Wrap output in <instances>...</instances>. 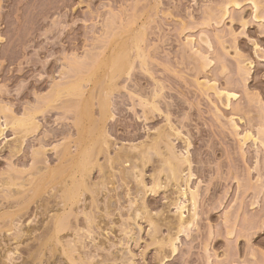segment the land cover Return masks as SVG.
<instances>
[{
	"label": "rangeland",
	"instance_id": "1",
	"mask_svg": "<svg viewBox=\"0 0 264 264\" xmlns=\"http://www.w3.org/2000/svg\"><path fill=\"white\" fill-rule=\"evenodd\" d=\"M229 1L232 2L0 0V130L7 127L0 137V264H264V1L260 0L263 2L258 10L249 0H236L237 5L233 2L229 5ZM120 51L127 53L131 61L125 60L124 52L122 63H119L120 57L114 61L118 65H125L127 61L126 65L130 63L133 67L125 65L129 70L125 69V74L121 69L116 70L122 75L113 74L115 68L111 69L115 65L111 55ZM102 61L108 65L101 64ZM71 82L79 83L77 88L82 87L76 89L79 94L68 93ZM66 86V92L60 93ZM217 90L224 94L231 92L236 97L227 101L224 94L218 97ZM57 93L65 98L54 99L53 96H59ZM52 98L57 101L49 108ZM104 101L110 104L111 112L106 111L102 120ZM81 107H87L91 113ZM81 111L91 115L86 117L88 120L83 119L85 113L82 115L81 121L86 127L78 121ZM107 112L111 117H107ZM33 113L36 119L32 117L35 121L30 124L28 115L31 121ZM20 117H25V126H36L37 121L36 129L30 126L28 134L21 129L25 126L15 125L14 119L21 120ZM12 120L14 127L6 126ZM76 123L84 127V134H80L81 126L77 127ZM93 123L99 128L105 127H96L95 132ZM165 132L172 137L169 143L175 147L177 156H189L193 163L183 164L182 177L186 179L179 177L184 190L188 188L187 174L193 173L188 186L197 192L195 210L190 198L180 199V187L174 181L168 182L166 172L167 176L160 172L161 167L165 170L162 162L168 147L163 137H159ZM249 132L255 142L250 139L244 144L243 138ZM103 134L110 140L107 137L104 140ZM99 136L111 145L107 142L102 150L104 141L100 142L99 149L103 151V156L98 153L100 158L98 149L89 150L94 139L101 140ZM154 140L160 146L154 148L164 156L155 151L145 168L137 161L141 166L137 170L143 169V173L137 171V174H142V178L132 168L134 161L118 162L119 153L136 146L140 150L137 149V155L141 156L142 151L153 155L145 147ZM68 149L75 153L68 156L79 161L84 153L81 149L91 151L89 155L93 158L86 157L87 164L98 157L95 165L98 163L99 169L94 165L91 174L83 169L80 170L86 176L79 174V166L73 168L77 160L66 156ZM40 150H44L41 151L44 155H35ZM79 151L80 158L75 157ZM62 158L75 160L72 167L66 161L62 167H69L72 173L76 171L77 180L74 175L75 182L71 180V171L67 168L60 176L64 175V179L58 176L54 187H49L51 193L47 188L48 192L42 194L44 197L37 199L33 195L31 199L40 176L61 167ZM100 165L104 167L103 172ZM126 170L132 171L131 176ZM45 174L47 178L49 174ZM155 175L157 179L161 175L159 183L163 188L160 186L158 192L151 193ZM83 177H87L84 182L91 190L84 192L85 183L80 186L83 191L80 189L79 193L85 194H79V203L70 209L69 202L62 197L69 191L68 187L73 188L70 182L75 185ZM7 181L13 182L11 186L4 183ZM15 182L21 187L17 183L13 186ZM29 200L28 211L15 219L16 224L13 222L16 230L13 223L9 230L11 219L6 217ZM174 200L187 205L183 210L187 220L197 215L194 222L191 221L195 218L188 220L193 224L186 234L177 235L174 228L179 214V204ZM134 214L140 215L138 219ZM86 215L95 217V221L90 218L94 223L89 222L91 226L94 224L89 228L93 232L87 229L90 225ZM58 217L67 218V229L62 233H55L53 221ZM152 219L156 226L149 225ZM24 229L30 230L29 233L20 240L15 239ZM169 237H178L175 253L167 246ZM162 240L167 242L165 247L160 244ZM68 246H75V253Z\"/></svg>",
	"mask_w": 264,
	"mask_h": 264
},
{
	"label": "bare ground",
	"instance_id": "2",
	"mask_svg": "<svg viewBox=\"0 0 264 264\" xmlns=\"http://www.w3.org/2000/svg\"><path fill=\"white\" fill-rule=\"evenodd\" d=\"M247 1H248V0H247ZM249 1H250V2L252 1L251 3L254 4L253 6L256 8V10H258L259 7L262 6V5H261V6H259V5H260L264 0H263L261 3H260V0H249ZM258 1H259V3H258ZM230 2H231V1H229V3H230ZM232 2L234 3V5H235V4H236V5L239 4V3H238L239 1L236 2V0H232ZM232 2H231V3H232ZM231 3H230L229 5H233V4H231ZM224 4H225V3H224ZM262 4H264V3H262ZM225 7H227V6H225ZM226 12H227V11H226ZM222 15H223V14H222ZM117 41H118V40H117ZM119 41H120V40H119ZM121 42H122V41H121ZM135 43H136V42H135ZM121 44H122V43H121ZM136 44H137L136 46H138V42H137ZM115 45H116V43H115ZM134 45H135V44H134ZM118 46H119V45H118ZM136 46H135V47H136ZM120 47H122V45H120ZM111 48H112V46H111ZM124 50H125V48H124ZM114 52H115V51H114ZM123 52H124V51H123ZM123 52H122V54H123ZM125 52H126V50H125ZM125 52H124V53H125ZM122 54H121V51H120V54L117 53V54L115 55L116 57L113 56V55H111V58H112V59H111V60H112L111 62H112V65L115 64L114 66H111V65H110V66H111V69H112L113 67L115 68V69H113L114 72L112 71L113 74H116L117 72H118V74H120V75L125 74V69H126L128 66H129V68L132 67V64H131V66H130V63H129V65H126V64H128L127 61L130 60L129 55H127V53H125L126 56H124V58H126L125 60H127V58L129 59V60H127V61L125 62L126 64L124 63V64L126 65V68H125V65H123V64H121V65L124 66L123 68H122L121 65H118L119 63H122V62L124 61V59H123V55H122ZM117 55H118V56H117ZM139 55H140V54H139ZM112 56H113V57H112ZM127 56H128V57H127ZM118 57H120V61H121V62L119 61V63H118V61H114V60H117ZM114 58H115V59H114ZM121 58H122L123 61L121 60ZM142 58H143V57H142ZM113 61H114V62H113ZM130 61H131V60H130ZM130 61H129V62H130ZM106 62H109V61L106 60ZM115 62H117V64H116ZM103 63H105V62L102 61L101 64H103ZM105 64H106V63H105ZM106 65H108V64H106ZM116 65H117L118 67H121V68L116 67ZM101 66H102V65H101ZM103 66H104V65H103ZM107 67H108V66H107ZM108 68H109V67H108ZM116 68H117V69H116ZM132 68H133V67H132ZM119 69H121L123 73H122V72H119V71H116V70H119ZM126 70L129 72L128 69H126ZM121 73H122V74H121ZM128 74H129V73H128ZM110 76H111V75H110ZM111 77H112V76H111ZM115 78H116V76H115ZM111 82H112V81L110 80V83H111ZM72 83H73V82H71V84H70V83L68 84V85H69V88H67L68 86H66L65 88H63V91H62V92L59 90L60 93H64V90H65V92H66V88H67V89H68V90H67L68 93H71V92H72V94H73V93H74V94H75V93H76V94H79L78 91L81 90V89H80L81 86H80L79 88H77L78 85H79V83H78V85H77V84H74V85H73ZM75 83H77V82H75ZM204 83H205V82H204ZM112 85H113V84H112ZM199 85H200V83H199ZM206 85H207V84H206ZM206 85H205V86H206ZM70 86H71V87H70ZM201 86H202V84H201ZM211 86H212V85H211ZM84 87H85V86H84ZM112 87H113V86H112ZM206 87H207V86H206ZM212 87H214V86H212ZM212 87H211V88H212ZM55 88H56V87H55ZM81 88H82V87H81ZM204 88H205V87H204ZM207 88H208V87H207ZM76 89H79V90H76ZM111 89H112V88H111ZM214 89H215V88H214ZM55 90H56V89H55ZM98 90H99V89H98ZM56 91H57V90H56ZM59 91H57V92H59ZM76 91H77L78 93H77ZM207 91H208V90H207ZM111 92H112V91H111ZM226 92H227V91H226ZM226 92H225V94H224L222 91H221V93H220V91H218V90L215 91V93H216L217 95H218V94H219V95H220V94H224V97H227V98H226L227 101H230L232 98H235V97H236L235 94H232L231 92H230V93H226ZM60 93H59V94L57 93L56 95H59V96H61V97H59V96H53L54 99H55V98L57 99V97H58V98H62V97L65 96V95H62V94L60 95ZM80 93H81V92H80ZM65 94H66V93H65ZM225 95H226V96H225ZM66 96H67V95H66ZM102 96H103V95H102ZM221 96H222V95H220V96H218V97H221ZM70 97H71V96H70ZM48 98H49V97H48ZM64 98H65V97H64ZM66 98H68V96H67ZM101 98H102V97H101ZM54 99H53V98L50 99L51 101L53 100V102H51V101L48 100V101H49V105H48V106H50L52 103L54 104V102L57 101V100L54 101ZM70 99H71V98H70ZM58 100H59V99H58ZM104 100H105V99H104ZM68 101H69V100H68ZM71 101H72V100H71ZM50 102H51V103H50ZM106 102H107V101H106ZM106 102H105V101L103 102V103L105 104V107H102V109H103V111H102V113H103V114H102V120L104 119L103 115L105 116L104 113L110 109V108L108 107V105H110V104H109V103L106 104ZM73 103L75 104V102H73ZM85 103H86V101H85ZM66 104H67V103H66ZM78 104H79V103H78ZM145 104H146V103H145ZM98 105H99V104H98ZM102 105H103V104H102ZM73 106H74V105H73ZM80 106H81V105H80ZM82 106H85V105L83 104ZM103 106H104V105H103ZM53 107H54V106H53ZM49 108H51V106H50ZM81 108H83V107H81ZM84 108L88 111V113H89V112L91 113V111L88 110L87 107H84ZM84 108H83V109H84ZM104 108H105V110H104ZM108 108H109V109H108ZM154 108H155V107H153V109H154ZM1 109H2V108H1ZM102 109H101V110H102ZM155 109H156V108H155ZM5 110H6V108H5L3 111H5ZM37 110H38V109H37ZM86 110H85V111H86ZM151 110H152V109H151ZM7 111H8V110H7ZM109 111H110V110H109ZM81 112H82V111H81ZM110 112H111V111H110ZM110 112H107V113H109V114L107 115V117L110 115ZM1 113H2V112H1ZM36 113H37V111H36ZM36 113H35V114H36ZM38 113H40V109H39V112H38ZM38 113H37V114H38ZM84 113H85V112L83 111L82 114H81V116H80V120H78L79 122L81 121L82 115H83ZM86 113H87V112H86ZM86 113H85V115H83V116H85V118H83V119H87L86 117H88V115L90 114V113H89L88 115H86ZM33 114H34V113H33ZM33 114H32V116H31V119H32L33 121H32V120L30 121V116H29V115H28L29 118L26 116V119H27V118L29 119V120H27V121H28L30 124L34 123V121H35L34 119H36V118L33 117V116H35V114H34V115H33ZM74 114H75V113H74ZM26 115H27V113H26ZM30 115H31V114H30ZM9 116H10V115H9ZM77 116H78V115H77ZM90 116H91V115H89V118H91ZM7 117H8V116H7ZM32 117H33L34 119H33ZM35 117H36V116H35ZM110 117H111V115H110ZM92 118H93V117H92ZM5 119H6V117H5ZM20 119H21V120H18V119H17L16 121H15V119H14V122H15V123L13 122V120H12L10 123L7 122V123H6V124H7L6 126L9 127V125L11 124V127H12V126H13V123H14L15 125L18 124V125H21V126H25V125L27 124L26 120H24L25 117H24V118H21V117H20ZM93 119H94V118H93ZM74 120H75V119H74ZM87 120H88V119H87ZM89 120H90V119H89ZM102 120H100V121H98V122H101ZM78 121H77V122H78ZM84 121H85V120H84ZM93 121H95V120H93ZM5 122H6V120H5ZM31 122H32V123H31ZM79 122H78V123H79ZM96 122H97V121H96ZM102 122H103V121H102ZM102 122H101V124H103ZM35 123H36V126H37L38 122L36 121ZM78 123H76V124H77V127L79 126ZM81 123H82V121H81ZM8 124H9V125H8ZM30 124H29L28 126H25L26 128L23 127V128H21V129H22V130L24 129V131H25L26 133L28 132V134H29V130H30V132H31V129H32V128H33L32 130H35V129H36L35 124H33L35 128L33 127V125L31 126ZM79 124H80V123H79ZM95 124H96V123H93V125H92V126H93L92 129H94V131L96 132V131H97V129H96L97 124H96V125H95ZM98 124H99V123H98ZM82 125H83V126L85 125L84 122L82 123ZM88 125H89V123H88ZM30 126H31L32 128H31ZM80 126H81V125H80ZM80 126H79V127H80ZM83 126H81V129H80V130H82L84 127H86V126H84V127H83ZM89 126H90V125H89ZM89 126H88V127H89ZM100 126H102V125H100ZM234 126H235V125H234ZM234 126H233V127H234ZM13 127H14V126H13ZM28 127H30V129H28ZM38 127H39V125H38ZM94 127H95V128H94ZM103 127H105V126H103ZM103 127L99 128V126H98L97 128H99V129H103ZM17 128L20 129V126H19V127L17 126ZM234 128H235V127H234ZM236 128H237V127H236ZM5 129H7V127H6ZM5 129L3 128V129L0 130V137H1V138H2V136H3V134H4ZM27 129H28V130H27ZM38 129H39V128H38ZM86 129H87V128H86ZM88 129H89V128H88ZM90 129H91V128H90ZM95 129H96V130H95ZM99 129H98V130H99ZM26 130H27V131H26ZM83 130L86 131L85 129H83ZM83 130H82L81 132L79 131L80 134H84V133H85ZM172 130H173V128H172ZM87 131H88V130H87ZM99 131L101 132V130H99ZM165 131H166V130H165ZM174 131H175V129H174ZM177 131H178V130H177ZM34 132H35V131H34ZM82 132H83V133H82ZM92 132H93V131H92ZM100 132H99V133H100ZM107 132H108V131H107ZM87 133H88V132H87ZM87 133H86V134H87ZM102 133H104V132L102 131ZM21 134H22V133H21ZM31 134H32V133H31ZM107 134H108V133H107ZM166 134H167V132H165V135L163 134V135H160L161 137H159V139L163 137V140H164L165 142H167V144H165V147H166V148L168 147V148H167L168 150H165V149H164V150H165V152H164V155H165V156L162 154V151L160 152L161 154H159V151H160V150H156V148L159 149V147H160V146H159V143L162 142V141H159V140L157 139V140L159 141V143H158V146H159V147H158L157 144H156V143H157L156 140L153 141L154 143L152 142V143H153L152 145H150V144L148 145L149 147L151 146V147L153 148V150L155 149L154 151L151 150L152 148H151V149H148L149 147H145V149L150 150V152H153V155H152V154L149 155L148 153H147V154H148V155H147V154H145L146 152H145L144 154H142L144 151H142L141 156H140V154L137 155V154H138L137 151L139 150V148L136 146L134 149H131L130 151H129V149H130V148H129L128 151L124 150V152H122V154L119 153L120 155L118 154L119 156L117 155L118 157H116V158H117V159H120V160H119V161L117 160V161H118V162H121L122 160H124L125 162L132 161V163H133V161H134V165H133L132 168H133L134 171H136V174H137V171H138V172L140 171V170H137V169H139V168L141 167V166L139 165L140 163L137 164V163H138L137 161L142 162L141 164H143V166H144V167L142 166V168H145L146 165L149 164L148 162H150V160H151L150 156H154V154H155L154 152L157 151L156 154H158V155H160V156H161V155L164 156V164H163V162H162V165H164L163 168H164L165 170H163L162 167L159 165V166L161 167V171H160V172L163 173L162 175H165V174L167 173L168 176H167V174H166V176H167L168 178H167V177H165V178H166L167 180L170 179L168 182H170V181H171V182L174 181V183H176L177 186L180 187V188H179L180 191H181V192H179V193H180V194H179L180 199H181V197H184L183 199H186V200L190 198L189 201L192 202V203H191L192 209L194 208V210H195V208H196V203H197V202H196V201H197L196 199L198 198V196L196 197V195H197L196 193H197V192H195L196 190H195V191L191 190V188L188 186L189 183H190V181H192L191 179H192V177H193V173L190 172L189 175L187 174L186 187L189 188V191H188V188H186V189L184 188V190L181 189V188L184 187L185 185L182 186V184H181V180H180V177H179V176H181V178L184 179L185 176H184V178L182 177V173H183V171H184V170H182V169H183V166L186 165V164L191 165V164H193V163L190 162V158H189V156H184V155L177 156V154H176V152H175V147L172 146V143H169V142H172V141H169L170 138H172V137H171L169 134H167V135H166ZM178 134H180V133L177 132L176 135L179 136ZM87 135H88V134H87ZM87 135H86V136H87ZM98 135L101 136V134H98ZM103 135H104V134H103ZM103 135H102V136H103ZM237 135H238V134H237ZM82 136H83V135H82ZM82 136H80V137H82ZM94 136H95V135H94ZM100 136H99L98 138L101 139L102 137H100ZM104 136H105V137H104ZM104 136H103V137L105 138L104 140H107L108 137H107L106 135H104ZM169 136H170V137H169ZM172 136H173V133H172ZM253 136H254V135H253ZM95 137H96V136H95ZM106 137H107V138H106ZM167 137H168V138H167ZM83 138H84V137H83ZM83 138H82V139H83ZM87 138H88V137H87ZM166 138H167L168 140H167ZM258 138H259V137H258ZM22 139H23V138H22ZM88 139L90 140V138H88ZM88 139H86V140H88ZM96 139H97V137H96ZM96 139H94L93 142H92V143H94V145H92L93 147H90L91 145L89 146V150H90V148H91V150H93V148H94L95 150L98 149V151H100L101 147H102V150H103L104 145H105V146L107 145V142H108V145H109V141L106 142V141H104L103 139H101V140H99V142H98V140H96ZM154 139H155V138H154ZM250 139H253V138H252V134H251L250 132H249V133H246L245 136H244V138H243V142H244V144H245V142H248ZM254 139H255V138H254ZM254 139H253V140H254ZM83 140H84V139H83ZM83 140H82V141H83ZM89 140H88V141H89ZM108 140H110V139L108 138ZM253 140H252V141H253ZM263 140H264V139H263ZM15 141H16V140H15ZM18 141H19V140H18ZM20 141H21V139H20ZM88 141H87V142H88ZM90 141H91V140H90ZM101 141H104V143L101 144L102 146L100 145V142H101ZM155 141H156V143H155ZM256 141H257V140H256ZM97 142H98L99 144H97ZM254 142H255V140H254ZM23 143H24V142L22 141V144H23ZM83 143H84V142H83ZM92 143H90V144H92ZM95 143L97 144L98 148H97V146L94 147V146H95ZM148 143H149V142H148ZM263 143H264V142H263ZM72 144H73V143H72ZM146 144H147V143H146ZM146 144H145V145H146ZM154 144H155V145H154ZM161 144H163V143H161ZM170 144H171V145H170ZM187 144H188V143H187ZM189 144H190V143H189ZM261 144H262V143H261ZM67 145H70V144H67ZM78 145H79V144H78ZM141 145H142V144H141ZM173 145H174V144H173ZM263 145H264V144H263ZM16 146H17V145H16ZM84 146H85V143H84ZM99 146H101L100 149H99ZM109 146H111V145H109ZM154 146H155L156 148H154ZM162 146H163V145H162ZM14 147H15V146H14ZM17 147H18V146H17ZM17 147H15V148H17ZM75 147H76V145H75ZM129 147H130V146H129ZM172 147H173V148H172ZM15 148H12L13 152H14ZM56 148H57V147H56ZM60 148H61V147H60ZM64 148H65V147H64ZM69 148H70V147H69ZM73 148H74V147H73ZM76 148H77V147H76ZM83 148H84V147H83ZM85 148L87 149V146H86ZM108 148H109V147H108ZM127 148H128V147H127ZM17 149H19V147H18ZM17 149L15 150V151H16V152H15L16 154L18 153ZM54 149H55V148H54ZM70 149H71V148H70ZM70 149H68L69 153H68V151H65V153L67 152V153H66V154H67L66 156H68L69 154H70V155L72 154V155L74 156L75 153L70 152ZM86 149H85V151H84V149H81V150H80V151L83 150V152H84V153H82L83 155H81V157L83 156V157L81 158L82 162H81V160L79 161L78 159L72 158V156H68V157H70V158H72V159L77 160L76 162H74V166H73V163H72V162L75 161V160H72V162H70V161H66L68 157H65L64 159H66V160H64V159L62 158V161H63V162H60V163H62V164H60L61 167H62L63 165H65V161H66L67 164H68V162H69L70 164H72V165H68L69 167H72V166H73V168H74V167H78V166H79V170H80V169H81V170L83 169L82 171H84V172H85L86 170H88V172L91 174V172H92V170H93V168H94V165H95V163H96L95 161H97L98 157L100 156L99 154H101V156H103V155H102L103 151L101 150L100 152H98V151L96 150V152H97V156H98V157H96V160H94L95 157H94V159H92L93 161L91 160V161L94 162V163L90 162V160L88 159L89 162H90V163H89L90 165L88 166L86 157H87V158L90 157V159L93 158V157L89 155V154L91 153V151L88 152V151H87L88 149H87V150H86ZM109 149H110V148H109ZM122 149H124V148H122ZM125 149H126V148H125ZM137 149H138V150H137ZM142 149H143V145H142ZM55 150H58V148L55 149ZM104 150H105V149H104ZM161 150H162V149H161ZM41 151H44V150H40V153L38 152L39 154H38L37 151H36L37 154H35V152H34V154H35V155H39V156H41L40 154L44 155V154H43L44 152L41 153ZM75 151H76V150H75ZM80 151L77 152L78 155H76L75 157H79V153H80ZM86 151H87V152H86ZM93 151H94V150H93ZM139 151H140V150H139ZM167 151H168V152H167ZM173 151H174L175 153H174ZM63 152H64V151L62 150L61 153H63ZM119 152H120V151H119ZM93 153H94V152H93ZM98 153H99V154H98ZM108 153H109V152H108ZM166 153H167V155H166ZM12 154H13V153H12ZM18 154H19V153H18ZM18 154H17V155H18ZM80 154H81V153H80ZM91 154H92V153H91ZM180 154H181V153H180ZM64 155H65V154H64ZM104 155H105V152H104ZM185 155H186V154H185ZM187 155H189V153H187ZM39 156H38V157H39ZM106 156H107V155H106ZM181 156H183L182 159L179 158V157H181ZM60 157H61V156H60ZM33 158H34V155H33ZM36 158H37V156H36ZM70 158H68V160H70ZM79 158H80V157H79ZM99 158H100V157H99ZM106 158H108V157H106ZM162 158H163V157H162ZM39 159H42V158L39 157ZM113 159H114V158H113ZM113 159H112V160H113ZM121 159H122V160H121ZM33 160H34V159H33ZM43 160H44V159H43ZM115 160H116V159H115ZM115 160H113V162H115ZM34 161H35V160H34ZM36 161H37V159H36ZM98 161H99V159H98ZM107 161H108V160H107ZM151 161H152V160H151ZM40 162H41V160L39 161V163H40ZM135 162H136V163H135ZM155 162H157V161H155ZM158 162H159V161H158ZM37 163H38V161H37ZM43 163H44V162H43ZM45 163H46V162H45ZM63 163H64V164H63ZM147 163H148V164H147ZM34 164H36V162H35ZM97 164H98V163H97ZM97 164H96V165H97ZM110 164H111V163H110ZM116 164H119V163H116ZM124 164H125V163H124ZM183 164H184V165H183ZM40 165H41V163H40ZM77 165H78V166H77ZM92 165H93V166H92ZM96 165H95V167H96ZM98 165H99V164H98ZM119 165H120V164H119ZM126 165H127V164H126ZM49 166H50V165H49ZM113 166H114V164H113ZM116 166H117V165H116ZM139 166H140V167H139ZM181 166H182V167H181ZM61 167H59V168L56 167L57 169H56V168H53V170H51V171L49 170V171L52 172V173L49 174L50 172H49V173L47 172V173L49 174V175H48V174L46 173V174L48 175L47 178H45L46 176L44 177V174H45V173H43V174L40 176L41 179H42L43 181H42L41 179H39V180H38L39 183H38V184L36 183V185L34 186V190L36 191L35 194L33 193L34 190H30V191H32V193H33L32 196H33V195H36V198H37V199H38V197H39V199H41V198H42L41 196L44 195L43 193L46 194V193L48 192V191L46 192V189H47V188H48V190H49V187H50V188H51L52 186L54 187L53 182H54V183L57 182L56 178H57L58 176H59V179H60V180L64 179V177H63L64 175H63L61 178H60V176H61L62 174H65L66 171H68V169L70 170V168L67 167L68 169L65 168V169H67V170H65L63 167H62V169H61ZM64 167H65V166H64ZM87 167H90V168H87ZM98 167H99V166H98ZM98 167H96V168H98ZM100 167L102 168V170H101V168H100V171L103 172V171H104V169H103L104 167H103L102 165H100ZM118 167H119V166H118ZM160 167H159V168H160ZM42 168H44V167H42ZM48 168H49V167H48ZM48 168H47V169H48ZM142 168H141V169H142ZM181 168H182V169H181ZM186 168H188V167H186ZM54 169H55V170H54ZM89 169H91V171H90ZM98 169H99V168H98ZM98 169H97V170H98ZM125 169H127V168H125ZM63 170H65V172H64ZM81 170H80V171H81ZM113 170H114V169H113ZM130 170H132V169H130ZM142 170H143V169H142ZM142 170H141L139 173H143ZM159 170H160V169H159ZM36 171H37V170H36ZM70 171H71V170H70ZM72 171H73V170H72ZM72 171H71V173H72ZM80 171H79V174H82V171H81V172H80ZM121 171L123 172V170H121ZM126 171L128 172V170H126ZM134 171H133V172H134ZM162 171H163V172H162ZM180 171H181V172H180ZM17 172H18V171H17ZM19 172H20V171H19ZM22 172H23V171H22ZM63 172H64V173H63ZM75 172H76V171H74L72 174L69 173L70 175H72L71 180H73V178L76 177L75 175H77V174H75ZM130 172H132V171H129V172H128V173L130 174V176H131V173H130ZM160 172H159V174H161ZM165 172H166V173H165ZM187 172H188V171H187ZM35 173H36V172H35ZM38 173H39V172H38ZM76 173H77V172H76ZM100 173H101V172H100ZM104 173H105V172H104ZM164 173H165V174H164ZM180 173H181V175H180ZM20 174H21V173H20ZM31 174H32V173H31ZM46 174H45V175H46ZM69 174H68V172H67V175H68V176H70ZM86 174L89 175L88 173H86ZM110 174H111V173H110ZM110 174H109V176H110ZM123 174L128 175L127 173H124V172H123ZM154 174H155V173H154ZM157 174H158V173H157ZM73 175H74L75 177H73ZM82 175H83V174H82ZM84 175H85V174H84ZM84 175H83V176H84ZM133 175H135V172H134ZM138 175H139V174H137V177H138ZM65 176H66V175H65ZM68 176H66V177L68 178ZM78 176H79V175H78ZM78 176H77V177H78ZM80 176H81V175H80ZM85 176H86V175H85ZM135 176H136V175H135ZM28 177H30V175H29ZM31 177H32V176H31ZM31 177H30V178H31ZM77 177H76L75 180H77ZM81 177H82V176H81ZM81 177H80V178H81ZM87 177H88V176H87ZM87 177H85V178L83 177L82 180H79L80 183H78V181H76L77 183H74L75 185H73V183L70 182V183H71L70 187L73 186V188H70V189H69V187H68V190H69L68 192H69V193L67 192V190H65L68 194L66 193V195H65V192H64V195H65L66 197L64 196V197H62V198H64V199L66 198V199H67V200H65V201H66L67 203L69 202L68 205H69V208H70V209L72 208V206H73V207L75 206L74 203H77V202H78L77 199H79V198H78V197L80 196L79 194H82V196H83V194H85V193H79V191H80V189H81V191H83L82 188H80V186H84V183H85V186H87V185H86L87 182H84V181L87 179ZM123 177H124V176H123ZM123 177H122V178H123ZM156 177H157L156 175L153 177V183H152L153 186H151V187H150V190H149L151 193H152V192H153V193H156V192H158V191H157L158 188H159V189L163 188L162 185L159 183V182H161L160 180H162V179H160L161 175H160V176L158 175V179H157ZM12 178H13V177H12ZM43 178H44V179H43ZM67 178H65V179H67ZM80 178H78V179H80ZM90 178H91V177H90ZM106 178H107V177H106ZM129 178H131V177H129ZM132 178H133V176H132ZM139 178H142V174L139 175ZM22 179H23V178H22ZM25 179H26V178H24V180H25ZM84 179H85V180H84ZM107 179H109V178H107ZM136 179H137V178H136ZM185 179H186V178H185ZM185 179H184V180H185ZM55 180H56V181H55ZM60 180H59V181H60ZM71 180H70V181H71ZM87 180H88V179H87ZM103 180H104V179H103ZM105 180H106V179H105ZM125 180H126V179H125ZM140 180H141V179H140ZM143 180H144V179H143ZM143 180H141V182H144ZM13 181H14V179H13ZM26 181H27V180H26ZM26 181H25V182H26ZM63 181H67V180H63ZM73 181H74V180H73ZM89 181H90V180H89ZM123 181H124V178H123ZM127 181H128V179H127ZM137 181H139V180H137ZM179 181H180V183H179ZM21 182H22V181H21ZM67 182H68V181H67ZM74 182H75V181H74ZM82 182H83V183H82ZM106 182H107V181H106ZM182 182L185 183V181H183V180H182ZM4 183H6V185L10 183L9 186H11V184H12L13 182H8V181H7V182H4ZM16 183H17V182H15V184H14L13 186H16ZM64 183H66V182H63V184H64ZM68 183H69V182H68ZM68 183H67V184H68ZM81 183H82V184H81ZM107 183H108V182H107ZM178 183H179L180 185H179ZM108 184H109V183H108ZM138 184H139V182H138ZM165 184H166V182H165ZM171 184H172V183H171ZM176 184H175L174 186H176ZM6 185H5V186H6ZM17 185L20 186L18 183H17ZM21 185L23 186L24 183H21ZM37 185H38V187L36 188ZM99 185H100V184H99ZM142 185H143V184H142ZM24 186H25V185H24ZM26 186H27V185H26ZM145 186H146V185H145ZM160 186H161V188H160ZM167 186H168V184H167ZM6 187H7V186H6ZM20 187H21V186H20ZM53 187H52V188H53ZM55 187H56V186H55ZM87 187H88V188H87ZM87 187H85L84 190H86V189H87V190L84 191V192H87V191H88L89 186H87ZM92 187H93V186H92ZM103 187H104V184H103ZM139 187H140V186H139ZM52 188H51V189H52ZM57 188H58V187H56V189H57ZM65 188H66V187H65ZM83 188H84V187H83ZM140 188H141V187H140ZM147 188H148V187H147ZM176 188H177V187H176ZM17 189L20 190L19 188H17ZM25 189H26V188H25ZM145 189H146V187H145ZM148 189H149V188H148ZM174 189H175V188H174ZM177 189H178V188H177ZM179 189H178V191H179ZM9 190H10V189H9ZM58 190H59V189H58ZM58 190H57V191H58ZM90 190H91V189H89V191H90ZM93 190H94V189H93ZM93 190H92L91 192H93ZM182 190H183V191H182ZM12 191H13V190H12ZM44 191H45V192H44ZM54 191H55V190H54ZM54 191H53V192H54ZM60 191H61V190H60ZM89 191H88V192H89ZM21 192H22V191H21ZM49 192L51 193L50 190H49ZM95 192L97 193V188H96V191H95ZM95 192H93V193L95 194ZM13 193H14V192H13ZM15 193H16V191H15ZM17 193H18V192H17ZM30 193H31V192H30ZM142 193H143V192H142ZM145 193H146V192H145ZM18 194H19V193H18ZM42 194H43V195H42ZM94 194H93V195H94ZM137 194H138V193H137ZM177 194H178V193H177ZM188 194H190V196H188ZM11 195H12V193H11ZM51 195H52V194H51ZM54 195H55V194H53V196H54ZM67 195H68V196H67ZM78 195H79V196H78ZM12 196H14V195H12ZM94 196H95V195H94ZM96 196H97V195H96ZM98 196H99V190H98ZM138 196H139V195H138ZM30 197H31V196H30ZM30 197H29V198H30ZM43 197H44V196H43ZM51 197H52V196H51ZM54 197H56V196H54ZM32 198H34V196L31 197V199H32ZM36 198H35V199H36ZM25 199H26V198H25ZM25 199H24V200H25ZM27 199H28V197H27ZM27 199H26V201L28 202ZM94 199H95V198H94ZM79 200H80V199H79ZM95 200H96V199H95ZM134 200H135V199H134ZM142 200H143V199H142ZM178 200H179V199H177V201H178ZM32 201H33V200H32ZM37 201H38V200H37ZM60 201H61V200H60ZM174 201H175V200H174ZM177 201H175V203H177ZM181 201H182V200H181ZM181 201H180V202H181ZM81 202H82V201H81ZM139 202H140V201H139ZM59 203H60V202H59ZM67 203H65V206H67V205H66ZM78 203H79V202H78ZM175 203H174V204H175ZM24 204L26 205V202L23 203V205H24ZM30 204H31V202H30V200H29V203H28L26 206L24 205L22 208H20L19 210H17V212H15V213H14V212H13V213L11 212V213L9 214V216L6 217V219H9V220L11 219V221L8 222L9 224H8V227H7L9 230H10V227L12 226V223L15 221V219L17 220L18 217H22V214H24L25 211H28V209H29L28 206H29ZM177 204H179V202H178ZM177 204H176V205H177ZM186 204H187V203H186ZM71 205H72V206H71ZM76 205H77V204H76ZM78 205H79V204H78ZM93 205H94V204H93ZM144 206H146V205H144ZM178 206H179V207H178ZM186 207H187V205H185L184 203H183V204L180 203L179 205H177V208H178V211H179L178 213H179V214H178V220L176 219V220H177V222H176L177 224H176V226H174V228L177 229V230H176V231L178 232L177 235H178L179 233H182V232L185 233L186 231H189V230H188V229H190L189 226L193 224V223L191 224V222H194V220H196L195 217H197V215L194 216V217L191 216L192 218H195V219H193V220L191 221L192 218L189 217L188 220H190L191 222L188 221V220H187V217H185L184 212H183V210L186 209ZM17 208H18V207H17ZM97 208H98V206H97ZM135 208H136V207H135ZM137 209H138V208H137ZM144 209H145V207L143 208V210H144ZM147 209H148V208H147ZM52 210H53V209H52ZM59 210H60V209H59ZM74 210H75V209H74ZM140 210H141V207H140ZM133 211H134V210H133ZM136 211H137V210H136ZM138 211H139V210H138ZM145 211H146V210H145ZM61 212H62V211H61ZM143 212H144V211H143ZM148 212H149V211H148ZM192 212H194V211H192ZM25 213H26V212H25ZM84 213H86V212H84ZM133 213H135V212H133ZM138 213H140V212H138ZM146 213H147V212H146ZM146 213H145V215H146ZM67 214H68V213H67ZM107 214H109V212H108ZM150 214H151V213H150ZM195 214H196V213H195ZM195 214H193V215H195ZM4 215H5V214H4ZM7 215H8V214H7ZM7 215H5V216H7ZM83 215H85V214H83ZM131 215H132V214H131ZM134 215H135V214H134ZM134 215H133V216H134ZM140 215H142V212L140 213ZM140 215L137 214V215H135V217L137 218V216L139 217ZM152 215H153V214H152ZM5 216L3 217V215H2L3 219L5 218ZM23 216H24V215H23ZM86 216L88 217L89 215H86ZM86 216H85V217H86ZM133 216H132V217H133ZM2 217H1V218H2ZM66 217H67V216H66ZM87 217H86V218H87ZM91 217H92V216H91ZM91 217H88V219H87V220H88V221H87L88 223H89L90 221L93 222V220L95 221V219H94L95 217H94V218L92 217L93 220L90 219ZM103 217H104V216H103ZM135 217H134V218H135ZM146 217H147V216H146ZM56 218H57V217H56ZM149 218H150V217H149V215H148V219H149ZM190 218H191V219H190ZM66 219H67V218H64V217H62V218L59 219V217H58L57 220L55 219L56 221H53V222H54V226H55V227H54V229H55V233H56V232H57V233H62V232H64V231L67 229V225H66L67 222H66ZM89 219H90V220H89ZM96 219H97V218H96ZM99 219H100V217H99ZM137 219H138V218H137ZM0 220H2V219H0ZM21 220H22V219H21ZM63 220H64V221H63ZM68 220H69V219H68ZM146 220H147V219H146ZM18 221H19V220H18ZM134 221H135V219H134ZM154 221H155V219H154ZM25 222H26V221H25ZM69 222H70V221H69ZM91 222H90V223H91ZM150 222H151V224H149V225L156 226V225L154 224V222H153V219H152V221H150ZM158 222H159V221H158ZM6 223H7V222H6ZM14 223H15V222H14ZM14 223H13V224H14ZM29 223H30V222H29ZM90 223H89V225H90ZM93 223H94V222H93ZM96 223H97V222H96ZM174 223H175V222H174ZM15 224H16V223H15ZM15 224L12 226L14 229H15V227H17V226H15ZM156 224H158V223H156ZM4 225H5V223H4ZM26 225H27V224H26ZM69 225H70V224H69ZM93 225H94V224H92V226H93ZM97 225H98V223H97ZM124 225H125V224H124ZM135 225H136V224H135ZM6 226H7V225H6ZM14 226H15V227H14ZM92 226H91V225H90V226L87 225V229L91 231V229H89V228H92ZM99 226H100V225H99ZM157 226H158V225H157ZM2 227H5V226H2ZM94 227H95V226H94ZM94 227H93V229H95ZM68 228H69V227H68ZM102 228H103V227H102ZM150 228H151V227H150ZM0 229H1V228H0ZM11 229H12V228H11ZM17 229H18V228H17ZM20 229H22V228H20ZM50 229H51V228H50ZM93 229H92V230H93ZM154 229H155V227H154ZM9 230H8V231H9ZM15 230H16V229H15ZM51 230H53V229H51ZM107 230H108V229H107ZM127 230H128V229H127ZM190 230H191V229H190ZM13 231H14V230H13ZM22 231H23V229H22ZM28 231H30V230L27 229V231H25V229H24V232H22V233H24L23 235H22L21 231H19L18 234L15 233V234H17V236L15 237V239L22 238L23 236H25L26 234L29 233ZM172 231H173V230H172ZM10 232H11V231H10ZM10 232H9V233H10ZM25 232H27V233H25ZM91 232H93V231H91ZM124 232H125V231H124ZM126 232H127V231H126ZM151 232H152V230H151ZM20 233H21V234H20ZM31 233H32V232H31ZM31 233H30V234H31ZM48 233H49V232H48ZM89 233H90V232H89ZM89 233H88V234H89ZM154 233H155V232H154ZM187 233H188V232H187ZM49 234H50V233H49ZM49 234H47V235H49ZM152 234H153V233H151V235H152ZM175 234H176V233H175ZM185 234H186V233H185ZM27 236H28V235H27ZM90 236H91V234H90ZM52 237H53V236H52ZM78 237H79V236H78ZM82 237H83V236H82ZM84 237H85V236H84ZM171 237H172V236H171ZM43 238H44V237H43ZM75 238H76V237H75ZM87 238H89V237H87ZM169 238H170V237H169ZM51 239H52V238H51ZM51 239H50V240H51ZM18 240H20V239H18ZM43 240H44V239H43ZM43 240H42V241H43ZM157 240H158V238H157ZM160 240H161V239H160ZM166 240H167V242H168V245H167V246L170 245L169 248L171 249V253H172V252L175 253V251H177V250H176V249H177L176 241L178 240V237L175 238V239H174V238H170L169 240H168V239H166ZM70 241H71V240H70ZM76 241H77V240H76ZM79 241H81V240H79ZM82 241H83V238H82ZM16 242H17V241H16ZM19 242H21V241H18V243H19ZM72 242H73V241H72ZM77 242H78V241H77ZM158 242H159V241H158ZM162 242H163V240H162ZM162 242L160 241V244H162V247H165V245L167 244V242H166V243H165V242L162 243ZM18 243H17V244H18ZM82 243H83V242H82ZM71 244H73V243H70V245H71ZM75 244L77 245L76 242H75ZM80 244H81V243H80ZM155 244H156V243H155ZM160 244H159V246H160ZM164 244H165V245H164ZM19 245H20V244H19ZM78 246H79V245H78ZM162 247L160 246V249H161ZM68 248H72V252L75 253V252H74V251H76V250H75V246H74V247H73V246H72V247H69V246H68ZM70 250H71V249H70ZM70 250H68V251H70ZM73 250H74V251H73ZM163 250H164V249H163ZM41 251H42V250H41ZM6 252H7V251H6ZM6 252H5V253H6ZM8 252H9V254H10L9 249H8ZM14 252L16 253L17 251L14 250ZM39 252H40V251H39ZM42 252H43V251H42ZM72 252H70L71 255L73 254ZM11 253H12V252H11ZM16 254H17V253H16ZM41 255H42V254H41ZM73 255H74V254H73ZM10 256H11V254H10ZM31 258H32V256H31ZM33 259H34V258H33ZM129 261H130V260H129ZM27 264H28V263H27Z\"/></svg>",
	"mask_w": 264,
	"mask_h": 264
}]
</instances>
